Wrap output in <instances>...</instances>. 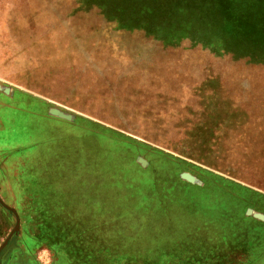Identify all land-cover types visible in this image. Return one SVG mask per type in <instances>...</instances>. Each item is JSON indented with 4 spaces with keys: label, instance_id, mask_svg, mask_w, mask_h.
<instances>
[{
    "label": "rangeland",
    "instance_id": "obj_1",
    "mask_svg": "<svg viewBox=\"0 0 264 264\" xmlns=\"http://www.w3.org/2000/svg\"><path fill=\"white\" fill-rule=\"evenodd\" d=\"M244 1L0 0L1 49L8 36V57L22 66L54 65L61 77L38 87L59 92L62 108L91 114L94 131L92 163L80 164V145L63 156L62 135L61 173L50 151L48 177L29 172L28 188L20 183L25 196L8 204L19 225L8 239L16 218L0 213L8 264L23 253L15 240H40L56 264L264 259V35L251 21L256 5ZM99 122L110 126L109 148L124 143L121 155L108 152V165ZM136 149L152 165L142 169ZM161 154L170 165H158ZM181 172L198 185L177 180ZM168 173L165 208L155 193Z\"/></svg>",
    "mask_w": 264,
    "mask_h": 264
},
{
    "label": "crops",
    "instance_id": "obj_2",
    "mask_svg": "<svg viewBox=\"0 0 264 264\" xmlns=\"http://www.w3.org/2000/svg\"><path fill=\"white\" fill-rule=\"evenodd\" d=\"M7 45L8 36L5 37L4 44L2 45L4 46V51L0 46V199L6 205H14L19 197L25 196V193L22 192V184L20 183L23 182V186L28 188L29 180L33 179L29 175V172L37 174L34 178L36 181H42L48 177V175L44 176L46 168L43 165L46 164L44 156L49 155L50 151L52 158H55L53 166L56 170L57 168L59 171L61 170L59 157L62 147V135L67 136L69 139L64 145L65 153L63 156L72 157L76 153L77 145H80L85 150V157L81 160L80 164L87 165L92 163L87 162L86 149L91 143L90 140L94 135V131L92 119L87 118L92 116L91 114L80 113L77 115L75 111L73 112L69 108H62L59 92L55 96L54 93L47 94L38 87L41 86V78H52L51 82L53 83L55 78L61 77L59 72L55 73L53 71L54 65L48 66V72L42 67L41 63H28L22 66L17 62L16 57H8ZM51 64H54V62H51ZM60 113L69 115L70 118L61 117ZM77 116L85 117L84 121L86 125L78 123ZM87 122H89V126H87ZM98 126L101 129L99 130L100 134L98 132H95V134H99L101 142H103L101 144V155L103 153L106 155L104 158H106V165H108V152L116 150L118 156L121 155L122 150L125 149L124 143L123 146H120L118 142L109 148L108 131H110V126L103 122H99ZM114 131L122 133L119 128H115ZM157 149L150 144L149 153L156 154L158 152ZM136 151L139 153V150L136 149ZM137 155L135 160L141 167L143 166L142 169H146L148 165H152L150 158H146L140 153ZM163 156H166V154L162 155V159L158 165L165 166L167 163L170 165V158L167 160V157ZM63 165L69 169L71 162L69 161ZM61 171L56 173L59 174ZM184 173L186 172L179 173L177 180L189 182L191 185H198V177L188 173L193 176V182H190L184 177ZM56 179L55 177L53 178V180ZM158 181L159 188L155 195L164 200L162 202L164 205L160 207L166 208L168 206V199L170 198V173L160 178L158 177ZM5 208L0 203V213L8 220V209L6 208V210ZM250 213L252 217L262 219L261 216L256 215L262 213L254 211H250ZM202 226L204 228L208 227L205 223ZM235 240L237 239L235 238ZM18 241H21L23 253H16V256L10 259V264H56L53 259L48 258L51 253L44 247L43 242L40 245L37 244L40 240H36L35 244L28 240H15V242ZM37 250H39V253H37ZM258 258L253 260L252 257V261L249 264H260V261L264 260ZM170 259L174 261L184 260L180 255L174 253H170ZM0 264H8V242L0 249Z\"/></svg>",
    "mask_w": 264,
    "mask_h": 264
},
{
    "label": "trees",
    "instance_id": "obj_3",
    "mask_svg": "<svg viewBox=\"0 0 264 264\" xmlns=\"http://www.w3.org/2000/svg\"><path fill=\"white\" fill-rule=\"evenodd\" d=\"M251 5L252 6H255L256 5L257 10H252V13L257 14L258 17H259L257 22L251 20L253 22V25L255 26L254 28H258L257 30H259L260 32H262V35H264V0H247V2L244 1V3L243 2L241 3V7L243 6L244 9H246L248 7H251ZM231 9H233V8H231ZM260 19L262 21H260ZM245 24H247V22ZM249 27L250 26L248 25V28Z\"/></svg>",
    "mask_w": 264,
    "mask_h": 264
},
{
    "label": "water",
    "instance_id": "obj_4",
    "mask_svg": "<svg viewBox=\"0 0 264 264\" xmlns=\"http://www.w3.org/2000/svg\"><path fill=\"white\" fill-rule=\"evenodd\" d=\"M59 115H60L61 117H64V118H70L69 115H64L63 113H60ZM184 177H185L188 181L193 182V176L189 175L188 173H184ZM0 203H1L3 206H5L7 209H9L11 212H13V214L15 215V218H16V222H15L13 228H12V231L8 234V237L6 238V239H8V238L12 235V233L18 229V225H19V224H18V215H17V213H16V211H15L14 208H12V207H10V206L4 204V203L1 201V199H0ZM5 242H6V240H5Z\"/></svg>",
    "mask_w": 264,
    "mask_h": 264
}]
</instances>
